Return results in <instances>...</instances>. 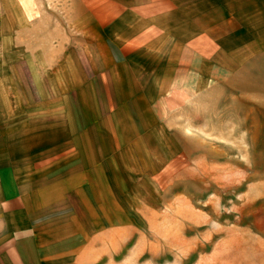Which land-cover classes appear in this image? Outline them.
Here are the masks:
<instances>
[{"label": "crops", "instance_id": "obj_1", "mask_svg": "<svg viewBox=\"0 0 264 264\" xmlns=\"http://www.w3.org/2000/svg\"><path fill=\"white\" fill-rule=\"evenodd\" d=\"M77 2L74 32L0 88V264H115L127 227L100 215L102 176L164 143L175 97L264 51V0Z\"/></svg>", "mask_w": 264, "mask_h": 264}, {"label": "rangeland", "instance_id": "obj_2", "mask_svg": "<svg viewBox=\"0 0 264 264\" xmlns=\"http://www.w3.org/2000/svg\"><path fill=\"white\" fill-rule=\"evenodd\" d=\"M77 3L0 0V88H13L14 58H48L74 32ZM165 106L164 143L101 178L100 215L127 227L114 263L264 264V51Z\"/></svg>", "mask_w": 264, "mask_h": 264}]
</instances>
